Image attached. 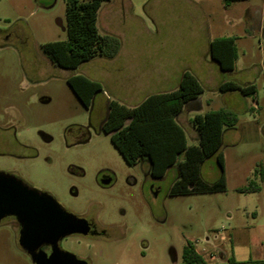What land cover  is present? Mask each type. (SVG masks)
Returning <instances> with one entry per match:
<instances>
[{
  "label": "rangeland",
  "instance_id": "374dc122",
  "mask_svg": "<svg viewBox=\"0 0 264 264\" xmlns=\"http://www.w3.org/2000/svg\"><path fill=\"white\" fill-rule=\"evenodd\" d=\"M110 5L122 17L116 28L127 40L111 31L115 23L101 22V11ZM96 25L99 34H115L134 47L178 50L183 65L195 64L208 36L235 38V68L219 78L253 85L255 92H219L203 72L200 107L184 110L179 122L187 145H195L190 123L195 114L234 112L237 123L223 128L219 148L225 191L171 196L176 165L153 180L145 158L132 166L124 161L100 129V117L95 119L91 106L84 108L66 84V77L79 70L54 66L41 50L44 43L67 38L65 0H0V172L107 230L106 237L61 241L62 250L87 264H185L181 253L188 242L208 263L213 253L215 262L228 264L230 257L258 252L250 238H264V0L228 6L222 0H110L101 3ZM225 95L235 99L224 100ZM254 169L259 190L253 196L236 192ZM219 174L215 156L201 163L206 182ZM106 175L112 182L99 185ZM17 236L14 222L3 219L0 264H32Z\"/></svg>",
  "mask_w": 264,
  "mask_h": 264
},
{
  "label": "trees",
  "instance_id": "16d2710c",
  "mask_svg": "<svg viewBox=\"0 0 264 264\" xmlns=\"http://www.w3.org/2000/svg\"><path fill=\"white\" fill-rule=\"evenodd\" d=\"M109 0H65L66 40L47 42L41 45L42 52L56 67L74 69L94 57L113 58L119 49V40L111 35H101L97 30V11L102 2ZM242 0H222L225 6ZM209 58L222 72H231L238 58L235 38H213L208 44ZM70 91L84 108L91 104L93 96L101 92V86L81 75L66 79ZM219 92L253 94V85H240L224 81L218 85ZM203 93L197 78L185 71L176 89L152 94L140 104L129 108L114 101L107 105L108 114L102 130L128 165L145 158L151 176L161 178L176 165L177 175L168 194H206L224 192L226 180L223 170V155L219 152L224 127H232L237 117L231 110L218 109L195 114L190 123L198 141L187 145L186 136L176 122V116L186 103ZM182 155V160L178 157ZM215 156L220 169L218 178L211 183L200 176V165L205 159ZM264 180V176H261ZM259 190L252 181L236 189L237 192ZM185 264H206L196 252L193 243H186L181 253Z\"/></svg>",
  "mask_w": 264,
  "mask_h": 264
},
{
  "label": "crops",
  "instance_id": "0c3cea01",
  "mask_svg": "<svg viewBox=\"0 0 264 264\" xmlns=\"http://www.w3.org/2000/svg\"><path fill=\"white\" fill-rule=\"evenodd\" d=\"M100 7L98 11L100 10ZM121 19L122 17L115 11L114 6L112 5H110L109 7H105L101 11L102 24H104L105 21H109L110 24L115 23V26L111 31L121 33L120 35L122 36V38L124 40H127L126 36L128 35L125 36L124 32L120 31L121 27L116 28V23L122 21ZM114 35L115 34L111 36ZM138 35L141 34L133 36L135 37ZM212 39L213 38H210L209 36L205 39V46L200 50L201 57L199 59L196 58L195 64L192 65L182 64L181 53H178V50L134 47L132 44H128L126 41L122 43V41H120L119 39L118 40L120 46L117 54L113 58L106 59L97 56L81 63L76 68H74L75 70H79V72L75 75L84 76L89 80L97 82L101 86V92L95 94L91 100L90 106L91 110L93 111V117L96 119V112L98 113V111H100L103 107H106L110 101H114L118 104H122L126 107L132 108L140 104L146 97L152 94L172 91L177 88L182 74L185 71L194 75L200 85L201 82L198 76L203 72L209 73V81L212 82L211 79H213L212 88H214L215 90H217L218 85L221 82L232 81L230 79L225 80L219 78V74L223 72L220 71L217 64L209 58L208 44ZM71 76L74 75L67 76L66 79ZM223 93L234 94L237 92ZM200 95L196 99L185 104L182 111L175 118L178 124L179 122L182 123V117L184 118V110H186L187 108L195 109L200 107ZM231 96L225 95L223 96V99H235V97H233L234 95ZM255 170L256 169L251 172L253 173L252 178H246V181H252L256 187L260 188L256 184L257 176ZM260 181L263 180L261 179ZM241 187L243 186L235 188V191L236 189ZM256 191L244 193L246 194L245 196H253ZM231 218L232 216L228 214V219ZM228 235L230 236V239H232L233 234L229 232ZM263 239L264 238H257L256 236L251 237V245L259 247V251L254 254L252 253L245 258L230 257L227 259V263L264 264V245L262 243ZM209 257L210 263H208L207 260L202 257L206 264H218L217 262H215L216 255L214 253L210 254Z\"/></svg>",
  "mask_w": 264,
  "mask_h": 264
},
{
  "label": "water",
  "instance_id": "95a60500",
  "mask_svg": "<svg viewBox=\"0 0 264 264\" xmlns=\"http://www.w3.org/2000/svg\"><path fill=\"white\" fill-rule=\"evenodd\" d=\"M6 216H14L19 222L18 244L32 264H87L57 246V240L63 236L86 232L87 222L65 212L47 193L0 172V220ZM41 243L51 245L49 256L37 251Z\"/></svg>",
  "mask_w": 264,
  "mask_h": 264
},
{
  "label": "flooded vegetation",
  "instance_id": "af4514ba",
  "mask_svg": "<svg viewBox=\"0 0 264 264\" xmlns=\"http://www.w3.org/2000/svg\"><path fill=\"white\" fill-rule=\"evenodd\" d=\"M6 37V36H5ZM4 37V39H5ZM97 114V118L100 117L99 121L97 122L100 129L102 130V127H103V124L104 122L106 121V118H107V114H108V107H103L100 111H98V113L96 112ZM101 115V116H100ZM103 131V130H102ZM132 166V165H130ZM12 175V174H10ZM147 176L150 177L151 179L153 180H159L160 178H155L153 176H151L150 174V171H149V166H148V170H147ZM16 177V176H15ZM17 178V177H16ZM162 178V177H161ZM112 182V178L110 177V175H106L105 177H102L101 179H99L98 183L99 185H109L110 183ZM28 186V185H27ZM150 193L152 196H156L157 195V189L154 187V186H151L150 189H149ZM49 195V194H48ZM51 196V195H50ZM64 210V209H63ZM65 211V210H64ZM67 212V211H65ZM69 213V212H67ZM71 214V213H70ZM73 215V214H72ZM75 216V215H74ZM76 218L78 219H83L87 222V230L86 232H77V233H72V234H69V235H66V236H63L61 238H59L57 240V246L59 247V249H61L60 247V243L63 239L67 238V237H71V236H75V237H78V238H85V237H91V238H96V237H106L108 235L107 233V230L105 229H102L101 227H99L94 221H89L87 220L86 218H83V217H79V216H75ZM6 218H10L13 222H14V225L17 229V233H18V236H17V243H18V237H19V231L21 229V226L19 224V222L17 221L16 217L14 216H6L4 218H2L0 220V222L3 220V219H6ZM19 245V244H18ZM20 247V246H19ZM21 248V247H20ZM42 251L46 256H49L51 254V245L50 244H47V243H41L37 249V251ZM62 250V249H61ZM24 251V250H23ZM65 251V250H63ZM25 252V251H24ZM26 253V252H25ZM27 254V253H26ZM28 255V254H27ZM29 256V255H28ZM30 258V256H29ZM77 258V257H76ZM77 259H81V258H77ZM31 260V259H30ZM84 260V259H82ZM86 261V260H85Z\"/></svg>",
  "mask_w": 264,
  "mask_h": 264
},
{
  "label": "built area",
  "instance_id": "2783aa9c",
  "mask_svg": "<svg viewBox=\"0 0 264 264\" xmlns=\"http://www.w3.org/2000/svg\"><path fill=\"white\" fill-rule=\"evenodd\" d=\"M194 245V244H193ZM195 247V246H194Z\"/></svg>",
  "mask_w": 264,
  "mask_h": 264
}]
</instances>
